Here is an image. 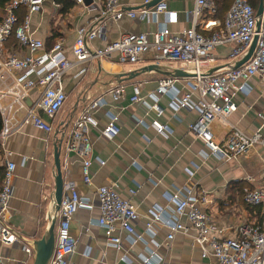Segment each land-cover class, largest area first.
Instances as JSON below:
<instances>
[{
	"label": "built area",
	"instance_id": "obj_1",
	"mask_svg": "<svg viewBox=\"0 0 264 264\" xmlns=\"http://www.w3.org/2000/svg\"><path fill=\"white\" fill-rule=\"evenodd\" d=\"M82 6L84 0H72ZM155 0H143L138 11L121 9L119 0H91L96 11V25L89 29L80 27L66 54L64 44L57 40L50 48L31 31V17L44 7L45 0H10L0 18V118L2 130L0 141L17 132L23 126H31L39 131L51 133V121L56 117L66 101L63 90L64 77L74 67H80L75 77L86 72V65L104 60H115L119 64H137L146 55L156 60L178 62L186 65L195 74L183 80V91L176 89L175 78H162L157 82L156 95H165L169 108L177 113L182 109L195 111L197 118L189 125L188 132L201 139L209 154L219 161H237L260 147L264 150V108L258 113L259 126L252 133H246L230 125L228 119L237 112L234 98L249 94L254 87L264 100V1L257 29L256 12L248 0H231L223 21L214 18V0H195L190 13L191 27L180 33H172L167 24L171 13L161 0L148 7ZM163 16V22L158 16ZM138 19L154 23L157 29L152 34H121L113 42L102 47L92 46L107 26L123 18ZM256 39L252 55L246 63L234 68ZM227 47L226 66L218 64L216 50ZM221 69L210 72L212 69ZM37 95L31 99L32 93ZM120 86L110 93L114 102L121 99ZM131 104H142L153 110L156 116L162 114L155 102L148 105L140 96V84L132 87L129 98ZM27 102H29L27 104ZM106 104L103 97L92 101L74 121L68 150L80 149L83 158L81 176L83 184L91 185L89 128L97 129L96 112ZM107 122L100 129V135L112 141L119 134V117L114 112L106 113ZM218 121L228 128L224 140L213 142L211 126ZM141 124H143L140 121ZM157 133L165 135L168 129L153 122ZM167 130V131H166ZM206 155V153H203ZM99 165L104 163L97 160ZM14 163L6 161L0 182V246L12 247L21 242L18 234L5 222L8 201L13 192ZM246 187L242 201L248 207L259 209V220L251 225L236 228L237 237H224L212 218L206 213L209 204L205 191L185 192L166 195L173 208L168 212L156 208L145 224L144 234L149 237L146 244L142 235L135 231L138 214L129 199H123L114 185L100 186L95 191L98 217L95 221L104 233L106 242L118 252L124 253L123 243L129 246L137 242L145 243V256L140 255L141 264L153 263L154 242L153 225L161 224L168 229L166 241L171 242L176 233L193 232V243L200 249L202 259L214 258L218 264H264V165L255 176L244 178ZM133 197L136 191H129ZM50 215L54 211V197H51ZM93 204V199L82 196L72 181L63 182V193L56 213L55 244L48 264H68L74 253L76 240L70 234V223L80 207ZM187 224L185 226L182 222ZM21 250L32 255V247L21 243ZM126 260V256L121 257ZM160 263V262H159ZM0 264H5L0 256Z\"/></svg>",
	"mask_w": 264,
	"mask_h": 264
},
{
	"label": "crops",
	"instance_id": "obj_2",
	"mask_svg": "<svg viewBox=\"0 0 264 264\" xmlns=\"http://www.w3.org/2000/svg\"><path fill=\"white\" fill-rule=\"evenodd\" d=\"M57 0H45L42 11L31 17V31L48 48L57 40L64 44L66 54L80 27L89 29L95 26L96 11L91 0H84L77 6ZM171 13L167 27L172 33H180L191 27L190 13L195 0H163ZM121 9L138 11L143 0H119ZM152 7V6H148ZM163 22V16H158ZM157 29L154 23L138 19L123 18L111 23L103 35L92 42L94 47H102L118 39L121 34H152ZM218 64L226 66L227 47L217 49ZM128 65V67H127ZM156 65L159 71L141 73L145 67ZM80 67H74L64 77L63 90L66 101L51 121V133L39 131L31 126H23L0 141V182L6 161L14 163L13 192L8 201L5 222L20 237L21 242L12 247L0 246V256L5 264H32L34 253L28 256L21 250V243L32 247L33 241L40 239L47 226L50 215L51 197L55 190L56 170L54 166L55 148H59V165L63 182H74L80 195L93 199V204L80 207L70 223V234L76 240L74 253L68 264H141L139 256H145V243L150 245L144 234L145 224L156 208L168 212L173 204L166 195L191 189L205 191L209 204L206 213L212 218L216 228L224 237H237L236 228L258 222L257 208L247 207L242 201L246 176H255L264 165V150L256 147L254 151L237 161H219L209 154L203 141L188 132L189 125L197 118L195 111L182 109L174 113L168 106L165 95H156L157 82L162 78H175V87L183 91V80L176 78L175 71H191L184 64L156 60L146 55L137 64H119L114 59L93 62L86 65V72L75 77ZM140 84V96L148 105L155 102L162 114L156 116L153 110L142 104H131L132 87ZM256 80L249 83V94L237 95L234 103L237 112L231 115L228 123L238 129L252 133L259 126L258 113L263 111L264 100L254 87ZM122 87L123 95L114 102L111 91ZM37 93L31 95V99ZM103 97L106 104L100 108L95 118L98 128H89L91 151V185L82 182L80 149L68 150L67 144L74 121L88 104ZM29 102H27L28 104ZM114 112L119 117V134L112 141L100 135L106 122V113ZM140 121L143 123L141 124ZM153 122L165 126V135L156 132ZM228 128L218 121L211 126L213 142L220 143ZM206 153V155H203ZM97 160L103 162L99 165ZM114 185L123 199H129L138 214L135 231L143 236L145 243L132 246L123 243L124 253L109 245L103 231L96 226L98 209L95 191L100 186ZM242 189V192L240 189ZM129 191H136L133 197ZM183 224H188L182 220ZM154 248L153 263L158 264H218L212 258L202 259L200 249L193 243V232L176 233L171 242L166 241L168 229L153 225ZM33 251V249H32ZM125 255L126 260L121 257ZM160 262V263H159Z\"/></svg>",
	"mask_w": 264,
	"mask_h": 264
},
{
	"label": "water",
	"instance_id": "obj_3",
	"mask_svg": "<svg viewBox=\"0 0 264 264\" xmlns=\"http://www.w3.org/2000/svg\"><path fill=\"white\" fill-rule=\"evenodd\" d=\"M161 0H155L150 3L149 6H154L156 3L160 2ZM263 1L264 0H259L258 8L256 11V17H257V29L259 28V17L262 13V6H263ZM255 42L256 39H254L252 45L250 46L249 50L247 53L242 56L237 63L235 64L234 68H238L242 66L244 63L248 61L250 56L253 53L254 47H255ZM222 67H217L212 69L210 72H215ZM150 71H159V67L156 65H151L148 67H145L143 70H141V73H147ZM193 71H188V72H183V71H175L174 75L176 78H190L191 76H194ZM59 148H55L54 152V166L56 170V177H55V190L53 192V197H54V211L52 213V217L48 219V226L43 234V236L40 239H37L33 241L32 243V249L34 253V258H33V263L32 264H48L53 249H54V244H55V226H56V213L59 209V205L61 202L62 198V193H63V178L62 174L60 171V165H59Z\"/></svg>",
	"mask_w": 264,
	"mask_h": 264
},
{
	"label": "trees",
	"instance_id": "obj_4",
	"mask_svg": "<svg viewBox=\"0 0 264 264\" xmlns=\"http://www.w3.org/2000/svg\"><path fill=\"white\" fill-rule=\"evenodd\" d=\"M10 0H0V11H2L3 14V10L5 8V6H7V4L9 3ZM57 2H61V4L68 5L69 7L71 6V3H69L68 0H57ZM250 6L252 7V9L256 12L257 8H258V4H259V0H248ZM214 6H215V10L216 13L214 15V18L219 20V21H223V18L226 14V12L228 11L230 5L227 2V0H214ZM1 18V16H0ZM2 130V121L0 118V132ZM246 187V185L244 186ZM242 187L240 189V191L242 192V189L244 188ZM248 207V206H247ZM257 214H259V209L257 208ZM259 220V217H258Z\"/></svg>",
	"mask_w": 264,
	"mask_h": 264
},
{
	"label": "rangeland",
	"instance_id": "obj_5",
	"mask_svg": "<svg viewBox=\"0 0 264 264\" xmlns=\"http://www.w3.org/2000/svg\"><path fill=\"white\" fill-rule=\"evenodd\" d=\"M227 2L229 3V5L231 4V0H227ZM0 16H2V11H0ZM128 67V65H127Z\"/></svg>",
	"mask_w": 264,
	"mask_h": 264
}]
</instances>
